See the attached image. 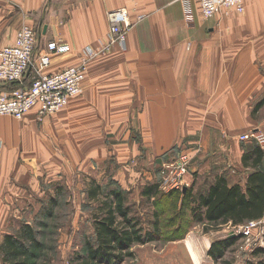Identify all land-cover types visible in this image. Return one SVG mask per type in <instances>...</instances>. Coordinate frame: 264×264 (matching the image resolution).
I'll use <instances>...</instances> for the list:
<instances>
[{
    "label": "crops",
    "instance_id": "1",
    "mask_svg": "<svg viewBox=\"0 0 264 264\" xmlns=\"http://www.w3.org/2000/svg\"><path fill=\"white\" fill-rule=\"evenodd\" d=\"M119 8L128 10L131 26L125 48L91 59L76 101L42 121L34 111L21 121L0 119V229L16 215L27 187L38 185L41 166H59L53 160L57 142L64 151L78 146L83 162L109 144L118 162L140 160L147 167L176 144L190 155V183L223 177L228 186L245 187L252 169L242 156L256 145L235 137L242 129L236 107L264 94V76L253 62L261 47L244 46L232 70L231 33L201 18L199 0H0V45H12L22 26L33 27L35 54L51 41L69 48L46 70L55 73L77 66L84 49L100 50L108 37L106 14ZM130 128L139 130L141 144L129 140ZM262 163L254 170L264 173Z\"/></svg>",
    "mask_w": 264,
    "mask_h": 264
},
{
    "label": "rangeland",
    "instance_id": "2",
    "mask_svg": "<svg viewBox=\"0 0 264 264\" xmlns=\"http://www.w3.org/2000/svg\"><path fill=\"white\" fill-rule=\"evenodd\" d=\"M209 22L219 32L224 34L223 28H225L231 33L230 36L228 34L225 36L230 37L232 70L236 58L242 54L243 47L252 42L258 44L257 46L261 47V56L257 55L253 62L258 64L259 72L264 76V0H247L242 14L230 10L228 13L217 15ZM223 34H216V40L224 38ZM87 71L88 66L82 85ZM29 81L28 77L22 84H0L3 89L1 92L27 86ZM78 97L72 100L76 101ZM68 104L55 114L64 112ZM239 106L241 105L237 102L236 108L240 119L236 122L242 125V129L235 131L237 133L235 137L253 130L264 134V94L250 99L245 107ZM55 114L53 115L56 116ZM72 121L78 123L79 115L76 114ZM128 132L132 143L141 144L139 130L130 128ZM70 139L76 140L74 137ZM106 142L109 143L110 140L106 139ZM57 144L54 146L53 160L59 166L51 170L46 169L44 165L41 166L43 171H40L38 176V185L34 188L27 187L26 196L17 209L16 215H12L8 223L0 229V240L4 232L14 233L21 224H30L36 232L38 241L44 246L42 264H80L75 257L86 254L87 243L94 244L92 212L95 205L88 200L86 193L87 184L90 179H94L104 189L110 186L120 190L125 198V206L131 211L130 215L138 218L145 233L155 236L153 242L132 247L130 249L132 257L122 264H192L185 242L188 239L194 242L200 254L201 264H264V237L259 247L262 253L258 255L253 254L258 244L253 251H239L243 242L241 239L225 253L223 260L214 262L207 255L212 242L228 238L226 232L229 227L211 228L194 223L188 210L180 207L182 191L164 188L165 184L169 183L166 181L170 175L167 170H164V166L170 167L172 162L181 155H186L188 158L187 173L181 179L185 187L189 188L193 184L194 192H197L205 189L208 184L205 176L190 183L191 158L188 151L182 147L176 144L170 146L158 155L151 165L148 167L145 165V167L139 160L142 158L141 155L136 157L138 162L133 159L128 162H118L109 144L108 147L102 148L99 158H87V162L79 160L78 146L71 145L67 151H64V146ZM94 149L95 147H92V150ZM138 152L142 154L141 146ZM80 156L82 158L81 154ZM127 167L132 172L126 170ZM261 168L264 170V163ZM121 170L122 178H118ZM151 186L158 187V197L154 199L142 197V190ZM155 221L158 224L156 227L153 226Z\"/></svg>",
    "mask_w": 264,
    "mask_h": 264
},
{
    "label": "trees",
    "instance_id": "3",
    "mask_svg": "<svg viewBox=\"0 0 264 264\" xmlns=\"http://www.w3.org/2000/svg\"><path fill=\"white\" fill-rule=\"evenodd\" d=\"M263 158L264 154L258 146L243 154V165L252 169L244 188L239 185L228 186L223 177L208 183L205 189L197 192H194L192 184L181 192L180 207L188 210L194 223L211 228L228 223L234 227L258 219L264 211V173L254 169ZM86 193L88 200L95 205L92 212L95 236L94 244L87 243L86 254L75 257L78 263L122 264L132 257V247L155 240V236L144 232L138 218L130 215L131 211L125 206V198L120 190L110 186L104 189L96 180L90 179ZM141 194L148 199L157 198L158 187L143 189ZM157 225L155 221L153 226ZM239 240V237H228L214 241L207 255L214 262L223 260L225 253ZM43 251L44 246L38 241L33 227L24 223L14 233L2 237L0 263L42 264ZM259 253H262L260 248L253 251L254 255Z\"/></svg>",
    "mask_w": 264,
    "mask_h": 264
},
{
    "label": "built area",
    "instance_id": "4",
    "mask_svg": "<svg viewBox=\"0 0 264 264\" xmlns=\"http://www.w3.org/2000/svg\"><path fill=\"white\" fill-rule=\"evenodd\" d=\"M100 1V0H98ZM187 3L188 0H178ZM246 0H199L200 15L203 20H210L219 14L228 13L230 10L242 14ZM108 37L107 42L99 51L86 48L81 52L80 63L77 66L65 68L56 73H46L54 57L65 55L69 52L68 46L59 41H51L46 50L35 54L37 43L36 32L32 27L22 26L15 34L13 44L0 45V84H22L28 77L27 86L0 92V119L11 117L21 121L28 113L34 111L37 119L50 117L63 109L72 99L82 92V82L91 59L98 52H107L117 46L125 48L126 35L130 29L128 10L119 8L107 12ZM190 22L191 19H188ZM238 140L249 143L254 142L264 152V134L257 130L248 131L239 135ZM1 145V143H0ZM188 158L181 155L172 162L170 167L164 166L169 172L167 185L164 188H173L184 191L185 183L182 176L187 173ZM226 232L228 237H239L243 242L239 251H253L256 244L258 248L264 237V211L256 220L229 227Z\"/></svg>",
    "mask_w": 264,
    "mask_h": 264
},
{
    "label": "bare ground",
    "instance_id": "5",
    "mask_svg": "<svg viewBox=\"0 0 264 264\" xmlns=\"http://www.w3.org/2000/svg\"><path fill=\"white\" fill-rule=\"evenodd\" d=\"M185 242L190 253V261L192 264H201L200 254L196 250L194 242L191 239H188Z\"/></svg>",
    "mask_w": 264,
    "mask_h": 264
}]
</instances>
